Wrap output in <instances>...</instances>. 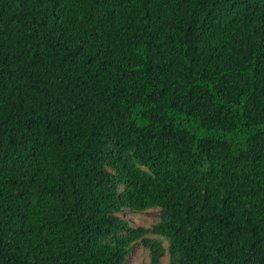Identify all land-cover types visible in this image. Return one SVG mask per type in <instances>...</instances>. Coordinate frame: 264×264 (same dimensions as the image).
Wrapping results in <instances>:
<instances>
[{
    "label": "trees",
    "instance_id": "16d2710c",
    "mask_svg": "<svg viewBox=\"0 0 264 264\" xmlns=\"http://www.w3.org/2000/svg\"><path fill=\"white\" fill-rule=\"evenodd\" d=\"M133 243L264 264V0H0V264Z\"/></svg>",
    "mask_w": 264,
    "mask_h": 264
},
{
    "label": "rangeland",
    "instance_id": "374dc122",
    "mask_svg": "<svg viewBox=\"0 0 264 264\" xmlns=\"http://www.w3.org/2000/svg\"><path fill=\"white\" fill-rule=\"evenodd\" d=\"M117 214L120 217L126 219L132 226H149L158 218V212L156 208H147L144 210L124 209L117 212ZM162 243L165 245L164 242ZM122 264H149L146 247L142 246L141 243H133ZM158 264H166V254L160 256Z\"/></svg>",
    "mask_w": 264,
    "mask_h": 264
}]
</instances>
